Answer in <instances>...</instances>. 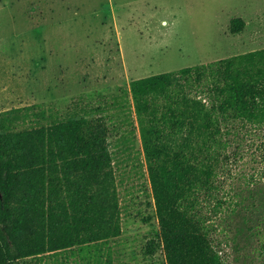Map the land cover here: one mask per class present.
I'll return each mask as SVG.
<instances>
[{
	"label": "rangeland",
	"instance_id": "1",
	"mask_svg": "<svg viewBox=\"0 0 264 264\" xmlns=\"http://www.w3.org/2000/svg\"><path fill=\"white\" fill-rule=\"evenodd\" d=\"M233 18L245 21L242 33H231ZM263 48L264 0H0V133L103 118L121 207L119 237L21 264H167L131 82ZM184 85L155 98L161 122L169 107L185 108L184 95L217 106L209 84ZM218 120L160 125L175 148L213 167L183 207L225 264H264V127Z\"/></svg>",
	"mask_w": 264,
	"mask_h": 264
},
{
	"label": "trees",
	"instance_id": "2",
	"mask_svg": "<svg viewBox=\"0 0 264 264\" xmlns=\"http://www.w3.org/2000/svg\"><path fill=\"white\" fill-rule=\"evenodd\" d=\"M245 26L242 18H233L230 31L236 35ZM185 83L209 84L217 106L208 111L200 101L190 105L184 95L185 108L169 107L168 120L161 122L155 98L176 87L184 89ZM131 92L146 123L142 135L167 264H225L203 223L183 207L199 183L211 182L213 167L199 165L185 148H175L164 139L160 125L169 121L176 130L186 121L207 119L204 125H209L221 117L264 127V48L137 79ZM109 135L103 118L86 117L0 133V264L97 246L121 235ZM262 151L264 157V144ZM147 251L154 253L153 243Z\"/></svg>",
	"mask_w": 264,
	"mask_h": 264
}]
</instances>
